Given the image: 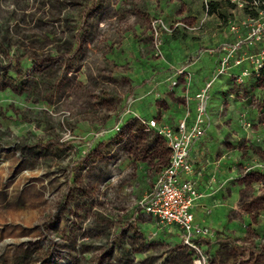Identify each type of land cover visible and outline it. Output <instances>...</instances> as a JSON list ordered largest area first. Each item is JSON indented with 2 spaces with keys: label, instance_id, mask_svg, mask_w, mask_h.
<instances>
[{
  "label": "rangeland",
  "instance_id": "1",
  "mask_svg": "<svg viewBox=\"0 0 264 264\" xmlns=\"http://www.w3.org/2000/svg\"><path fill=\"white\" fill-rule=\"evenodd\" d=\"M204 1L0 0V264H196L200 255L202 264H264V178L244 194L238 233L199 225L214 235L195 238L201 253L138 208L145 178L135 162L170 153L162 138L143 149L130 112L142 60L159 59L155 32L164 58V37L171 43L177 30L181 44L208 27L226 40L228 21L245 16L238 7L224 23ZM203 18L197 31L174 29ZM112 51L139 60L116 64L105 58ZM242 92L243 110L264 126V77Z\"/></svg>",
  "mask_w": 264,
  "mask_h": 264
},
{
  "label": "crops",
  "instance_id": "2",
  "mask_svg": "<svg viewBox=\"0 0 264 264\" xmlns=\"http://www.w3.org/2000/svg\"><path fill=\"white\" fill-rule=\"evenodd\" d=\"M216 29L208 27V30L194 34L198 37L203 33L206 34L203 38L205 41L199 39L189 42L186 38V43L181 44L179 38L186 33L183 30L176 31V35L172 36L175 40L171 43L167 41L168 37H164L165 46L162 44V47H165L164 58L142 60L145 67L139 74L141 82L136 85V107L130 112H138L145 119L155 118L159 124L175 128L177 122L185 116L188 104V122H192L196 103L194 96L216 70L221 56L218 46L234 38L229 31V39L220 40V37L216 35ZM210 48H215L214 52L210 53L208 51ZM194 57L197 59L189 68L192 72L189 85L186 86L181 78L179 83L169 90L168 78L171 75V67L180 66ZM105 58L121 65L139 60V58L132 60L131 54L125 51L123 53L112 51L106 54ZM239 71V67H232L230 74L221 75L209 88L205 134L201 139L193 142L190 147L192 173L181 175V179L193 181L197 191L201 194L192 208L194 223L219 228L220 230L216 233L226 230L231 234L238 233L239 217L243 218L245 215L244 194L247 190H253L255 187L257 189L258 181L264 178V126H260L255 121L256 111H244L238 100V96L243 93L244 84L250 79L256 81V78L250 76L245 79L242 86H235L231 74H237ZM247 114L253 121H250L251 129L245 128L241 123L242 116L247 119ZM126 117L130 118L131 114ZM116 124L117 122L114 126ZM113 127L110 136L112 139L117 133L112 130ZM140 129L145 136L142 141L143 149L152 151L154 145H157L159 138L162 137L154 129L145 130L142 124ZM257 136L262 138L261 141L256 140ZM162 141L161 143L165 145L163 139ZM164 163L165 161L160 157H154L148 152L143 154L140 161L135 162L136 175L139 174L140 177L145 178L140 185L141 199L151 192ZM248 177H254V180H248ZM134 185L137 186L138 183ZM153 219L156 218L153 217ZM207 236L214 237L211 234L204 237Z\"/></svg>",
  "mask_w": 264,
  "mask_h": 264
},
{
  "label": "built area",
  "instance_id": "3",
  "mask_svg": "<svg viewBox=\"0 0 264 264\" xmlns=\"http://www.w3.org/2000/svg\"><path fill=\"white\" fill-rule=\"evenodd\" d=\"M232 1L236 2L240 8L245 5L254 8L257 15L255 17L245 15L238 23L232 20L228 21L229 31L234 38L230 42L219 44L221 56L216 70L194 96L196 103L192 122H188V104L186 105L185 116L177 122L175 128L159 124L155 118L145 119L139 114L133 117L144 125L145 130L154 129L162 137L170 152L167 162L158 172L151 192L138 202V208L140 212L155 217L162 225H176L182 232L183 243L197 253H201V251L198 242H195V238L209 235L210 231L208 228L194 223L192 208L201 194L197 191L193 181L181 179V175L192 173L193 163L189 157V150L193 142L201 139L205 134L208 90L214 80L221 75L230 74L232 67L240 68L239 73L231 74L235 86H242L245 79L250 76L261 77L264 73V10L259 7L264 5V0ZM204 10L207 14V0L204 1ZM204 20L205 18L201 19L198 25L194 26H188L178 21L175 22L174 29L197 31L202 27ZM158 22L162 23L161 21ZM153 50L156 57L163 58L156 32ZM214 50L215 48H210L208 51L212 53ZM197 57L171 68V75L168 78L169 90H172L181 78L186 86L189 85L192 79V72L189 68ZM241 123L247 129L252 128V123L245 116H242ZM112 130L120 131L121 125L117 123ZM261 139L260 136L256 138L257 141H261ZM200 256L194 261L196 264L205 263L203 255Z\"/></svg>",
  "mask_w": 264,
  "mask_h": 264
},
{
  "label": "trees",
  "instance_id": "4",
  "mask_svg": "<svg viewBox=\"0 0 264 264\" xmlns=\"http://www.w3.org/2000/svg\"><path fill=\"white\" fill-rule=\"evenodd\" d=\"M241 1H250V0H241ZM259 7L260 9L264 10V5H261ZM236 8H238L237 3L231 0H219V1L211 0L208 2L207 13L210 15L212 14L216 15L219 19H221L224 23H226L232 17V13L228 11ZM242 10L244 12V15L246 16L255 17L257 15V11L254 8H249L248 5H245L242 8ZM263 77H264V73L262 74L261 77H256V81L261 80Z\"/></svg>",
  "mask_w": 264,
  "mask_h": 264
}]
</instances>
